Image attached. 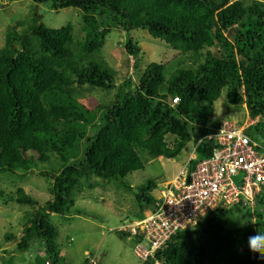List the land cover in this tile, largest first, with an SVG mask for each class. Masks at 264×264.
<instances>
[{
    "label": "trees",
    "instance_id": "obj_1",
    "mask_svg": "<svg viewBox=\"0 0 264 264\" xmlns=\"http://www.w3.org/2000/svg\"><path fill=\"white\" fill-rule=\"evenodd\" d=\"M31 1L54 12L76 8L83 14L76 51L71 25L50 29L38 15L7 27L0 48V174L34 172L48 181L44 203L22 189L0 190L3 205L34 209L23 215L16 249L40 244L35 264H65L50 217L86 216L75 208V191L92 189L96 179L123 181L150 160L174 159L191 135L201 139L214 133L220 124L210 120L212 107L224 91L229 104L243 102L249 117L258 118L246 134L264 148V2ZM113 29L146 30L189 66L170 71L165 63H151L140 72L141 50L130 40L124 50L138 78L115 85L116 71L98 56ZM112 89L107 103H84L97 91ZM213 147L205 142L200 160ZM195 164L190 160L189 170ZM154 189L149 182L136 190L141 213L152 208L155 199L148 193ZM254 201L253 224L228 231L227 217L247 207L217 210L179 230L142 264H264V189ZM6 239L15 241L13 234ZM85 257L83 264H97L91 254Z\"/></svg>",
    "mask_w": 264,
    "mask_h": 264
},
{
    "label": "rangeland",
    "instance_id": "obj_2",
    "mask_svg": "<svg viewBox=\"0 0 264 264\" xmlns=\"http://www.w3.org/2000/svg\"><path fill=\"white\" fill-rule=\"evenodd\" d=\"M36 15L40 17V23L50 29L71 25L73 36L71 48L76 51V43L83 38L81 11L67 8L54 12L48 4L35 5L31 0H0V48L4 45L7 27ZM130 40L141 50L140 72L151 63H165L170 71L189 66L185 57L172 51L163 41L150 37L146 30L138 29L126 33L113 29L106 36L105 44L98 56L116 71L115 85L131 76H134L135 81L138 78L133 73L134 60L129 58L124 50L125 44ZM114 93V89L107 94L97 91L84 103L90 107L98 103L99 99L107 103ZM210 120L218 124L236 121L240 126L251 125L247 132L258 122L257 118L249 117L243 102L238 105L229 104L225 91L214 102ZM199 141L200 138L191 135L189 142L174 159L150 160L146 162L143 171L130 174L123 181L96 179L91 181L92 189L75 191L73 193L75 208L86 213V216L75 214L50 217L51 223L59 231L57 243L60 247V257L65 264H83L88 254L92 255L91 260L93 256L96 257L97 264H142L133 253L135 239H125L114 230L122 226L121 224L131 222L147 213V211L141 213L138 208L134 198L136 190L143 189L152 182L155 189L148 193V196L153 199L158 191L165 188L167 183L186 168L191 158L195 163L201 159L207 141L198 143ZM17 189H22L41 203L49 200L48 181L39 174L33 172L25 177L0 174V190L14 193ZM33 210L30 206L3 205L0 202V264H35L37 255H42L43 248L36 243L31 244L24 252L16 249L23 232V215ZM255 211H258L257 208L255 210L249 207L238 208L227 217L225 229L230 231L253 224ZM10 234H13L15 241L6 239Z\"/></svg>",
    "mask_w": 264,
    "mask_h": 264
},
{
    "label": "built area",
    "instance_id": "obj_3",
    "mask_svg": "<svg viewBox=\"0 0 264 264\" xmlns=\"http://www.w3.org/2000/svg\"><path fill=\"white\" fill-rule=\"evenodd\" d=\"M177 102L175 98L172 104ZM249 126L224 121L201 138L214 144L211 155L192 170L187 165L158 191L145 217L118 228L139 240L134 248L138 259L145 261L171 236L193 228L209 213L237 205L254 208L255 197L264 189V148L245 133Z\"/></svg>",
    "mask_w": 264,
    "mask_h": 264
},
{
    "label": "clouds",
    "instance_id": "obj_4",
    "mask_svg": "<svg viewBox=\"0 0 264 264\" xmlns=\"http://www.w3.org/2000/svg\"><path fill=\"white\" fill-rule=\"evenodd\" d=\"M200 140H201V139H200ZM198 143H200V141H199ZM150 211H152V210L150 209L149 211H147V213H149ZM147 213H145V214L142 216V218L145 217V215H146ZM142 218H136V219L131 220V222L123 223V224H121V225H126V224H129V223H133L134 221H136V220H140V219H142ZM188 229H190V228H188ZM183 230H185V229H183ZM114 231H115L117 234H121V235L123 234L122 236H124L125 239H128V240L131 239V240H132V238H134V239H135V245L139 242V240H138L137 238L132 237L131 235H127V234L121 233V232L118 231V229H116V230H114ZM171 237H172V236H171ZM169 240H170V239H169ZM169 240H168V241H169ZM168 241H167V242H168ZM133 253H134V248H133ZM154 254H155V253H154ZM154 254H153V255H154ZM134 255H135V254H134ZM153 255H152V256H153ZM93 260L95 261V260H96V257L93 256ZM139 260H140V259H139ZM147 260H148V258H147L145 261H142V263L146 262ZM156 263L161 264V263H159L158 261L155 262V264H156Z\"/></svg>",
    "mask_w": 264,
    "mask_h": 264
}]
</instances>
